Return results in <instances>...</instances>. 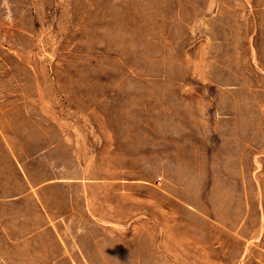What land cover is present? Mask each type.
<instances>
[{
  "label": "rangeland",
  "instance_id": "rangeland-1",
  "mask_svg": "<svg viewBox=\"0 0 264 264\" xmlns=\"http://www.w3.org/2000/svg\"><path fill=\"white\" fill-rule=\"evenodd\" d=\"M0 264H264V0H0Z\"/></svg>",
  "mask_w": 264,
  "mask_h": 264
}]
</instances>
